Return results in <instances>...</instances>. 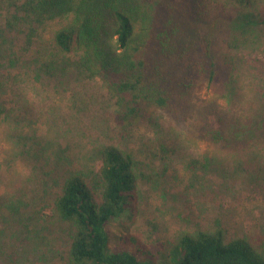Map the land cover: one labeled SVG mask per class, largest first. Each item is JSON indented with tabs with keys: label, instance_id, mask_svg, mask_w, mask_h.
Instances as JSON below:
<instances>
[{
	"label": "rangeland",
	"instance_id": "obj_1",
	"mask_svg": "<svg viewBox=\"0 0 264 264\" xmlns=\"http://www.w3.org/2000/svg\"><path fill=\"white\" fill-rule=\"evenodd\" d=\"M24 2L0 0V264H70L74 226L55 200L70 173L101 180L110 144L139 161L138 201L111 221L112 244L130 235L156 250L221 227L264 256V0H218L219 79L128 128L103 81L56 46L66 18L16 20Z\"/></svg>",
	"mask_w": 264,
	"mask_h": 264
},
{
	"label": "trees",
	"instance_id": "obj_2",
	"mask_svg": "<svg viewBox=\"0 0 264 264\" xmlns=\"http://www.w3.org/2000/svg\"><path fill=\"white\" fill-rule=\"evenodd\" d=\"M217 1L25 0L24 14L14 18H66L55 31L56 46L103 81L116 98L115 123L128 128L152 111L176 112L197 85L219 79L213 57L219 23L212 19ZM232 1L249 6L255 0ZM100 155L101 180L70 173L55 200L58 216L74 226L70 264H264L247 240L227 242L221 227L183 231L156 250L130 235L112 244L111 221L138 201L139 161L114 144Z\"/></svg>",
	"mask_w": 264,
	"mask_h": 264
}]
</instances>
